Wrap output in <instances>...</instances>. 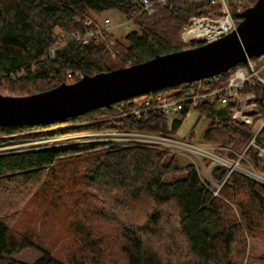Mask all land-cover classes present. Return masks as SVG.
<instances>
[{
    "label": "trees",
    "instance_id": "1",
    "mask_svg": "<svg viewBox=\"0 0 264 264\" xmlns=\"http://www.w3.org/2000/svg\"><path fill=\"white\" fill-rule=\"evenodd\" d=\"M256 2L229 4L237 25L241 22L237 8L243 12ZM110 12L122 14L133 24L134 30L126 35L125 42L108 31L88 44L71 40L73 35H85L101 26L96 17ZM226 15L222 3L202 0H176L172 8L156 5L150 15L141 13L132 0H0V94L32 96L63 83H76L78 76L108 73L195 48L200 44L186 46L180 41L181 33L185 41L190 40L188 29L183 31L190 19ZM88 19L93 21V27L85 25ZM57 28L67 40L56 36ZM111 46L115 58L111 56ZM53 48L58 50L51 57ZM3 83L8 87L3 88ZM248 93L256 95L257 111L251 115L256 123L264 119V87L247 88L245 94ZM198 111L211 118L204 134L205 143L228 148L232 160L243 154L256 169L264 171L258 150L252 145L254 140L257 147L264 148V129L255 137L252 128L232 123L231 110ZM129 112L130 106L119 102L62 122L0 127V146L16 140L90 131L153 133L176 138L190 110H184L180 119L173 121L163 115L137 120ZM65 123L74 127L55 131ZM193 139L191 136L189 140ZM219 153L224 155L223 151ZM80 162L88 166L82 170ZM47 169L56 174H61V169L70 178L65 184L55 178L48 186L54 193L59 192L57 196L74 197L62 206L74 221L72 235L82 239L80 252L72 260L57 257L38 236L19 232L10 223L12 214L25 211L20 213L25 215L34 209L26 211L28 206L20 199L32 190H42L39 196L47 190L46 183L39 181ZM228 174L221 168L214 171L217 184L225 181L216 196L215 189L202 181L195 165L181 167L176 154L138 144L110 142L84 149L2 154L0 264H27L13 258L26 249L41 254L34 264H91L88 258L98 261L90 255L104 253L119 255L125 264H264V256L257 258L247 252L249 240L256 241L264 235V186L244 175ZM45 206L58 210L54 208L56 201Z\"/></svg>",
    "mask_w": 264,
    "mask_h": 264
},
{
    "label": "water",
    "instance_id": "2",
    "mask_svg": "<svg viewBox=\"0 0 264 264\" xmlns=\"http://www.w3.org/2000/svg\"><path fill=\"white\" fill-rule=\"evenodd\" d=\"M237 28L215 41L108 73L82 77L26 97L0 94V127L62 122L121 101L213 78L264 56V0L240 14Z\"/></svg>",
    "mask_w": 264,
    "mask_h": 264
},
{
    "label": "rangeland",
    "instance_id": "3",
    "mask_svg": "<svg viewBox=\"0 0 264 264\" xmlns=\"http://www.w3.org/2000/svg\"><path fill=\"white\" fill-rule=\"evenodd\" d=\"M245 3V0L241 1ZM97 19V23L103 26L104 21H110V27L108 28V32L112 33L114 37L122 42H125V37L128 35L132 30H134L133 24L128 21L122 14L118 12H110L106 13L102 16H99ZM58 30V29H57ZM184 31V29H183ZM189 33V30H188ZM182 35V33H181ZM180 35V41H181ZM187 46V45H186ZM117 61V60H114ZM8 84L3 83V88H7ZM0 93H2L0 91ZM181 115L172 116L169 119L173 121L174 119H180ZM253 119V118H252ZM264 119L259 120L258 122H254V129L258 130ZM232 121V120H231ZM233 123V121H232ZM211 124V118H206L200 115L198 110H191L186 118L184 119L182 126L176 136L173 138L175 140L188 143L192 146H207V147H215L216 152H214L216 158H208L205 161H199L194 155L182 152V153H173L177 155V163L179 166L183 167L188 164H193L198 167L199 175L202 181L206 184L211 186V188L215 189V195L217 196L220 189L222 188L224 182L222 184H217L213 180V173L216 169H224L229 172L228 176L231 173H238L244 175L252 180H254L257 184L264 186V171L260 169H256V167L248 161L243 154L238 155L237 160H232L229 156L230 150L228 148H224L221 146H215L211 144H207L204 142V134L208 130ZM234 124V123H233ZM74 126L72 123H65L63 125L57 126L54 128L55 131H64L72 129ZM253 129V130H254ZM264 129V128H263ZM34 134H41L39 131H32ZM23 137L25 134H22ZM194 137L193 140H189L190 137ZM127 136L121 134L117 131H107L102 133H94V132H81V133H72V134H65L58 137H53L49 139H39V140H16L6 145L0 146V155L2 154H12V153H22L28 151H38V150H49V149H68V148H89L94 144L99 143H127ZM258 150V155L261 158V166L264 164V148H259L254 144H252ZM218 148V149H217ZM262 149V152L261 150ZM219 151H223L224 155L222 156ZM82 154H76V156ZM221 155V157L226 161V163L221 164L220 160L217 158ZM82 157V156H79ZM81 169L84 170L86 165L84 162H80ZM230 165L231 167H229ZM236 169L232 170L233 167ZM196 167V168H197ZM81 172V171H80ZM79 172V175H80ZM56 174V171L53 169H47L45 172H42V176L40 177L39 181L44 184L46 187V191H43V194L39 196V192L42 190H32L31 194L28 195L26 198L22 197L20 199V203L23 205H27L26 211L28 209L33 208L31 211L27 212L25 215L20 213H14L10 217V223L14 226L19 232L25 233L27 232L30 235H35L37 238L41 239V241L47 246L51 252L56 255L57 257L68 261L72 260V256L77 257L80 252L79 246L81 245V240H79V236H75L76 234L73 233L72 229L74 221L68 215V212L63 210V205L66 203H71L74 200V197L71 198L72 194H59L54 193V189L48 186V184L54 180L55 178H59L62 184H65L69 178L68 173L61 172ZM56 176L53 177V175ZM58 176V177H57ZM53 178V179H51ZM48 180V181H47ZM261 180V181H260ZM39 188H42L40 186ZM52 189V190H51ZM49 190V191H48ZM48 191V193H47ZM3 193V191L1 192ZM57 202V206L54 208H58V210L52 211L51 206H45L47 203ZM0 204L1 200H0ZM42 204V205H41ZM63 206V207H62ZM61 208V209H60ZM42 209L41 212H37L38 210ZM6 212H9L5 209ZM47 211V213H45ZM13 213V211H10ZM53 214H50L52 213ZM49 219V220H48ZM48 220V221H47ZM47 222V224H46ZM74 231V229H73ZM32 233V234H31ZM75 234V235H74ZM80 241V243H79ZM81 247V246H80ZM106 247V246H105ZM107 248V247H106ZM106 252L107 249H104ZM253 253V255L257 258L264 256V235L261 236L256 241L249 240V245L247 248V252ZM41 254L34 250V249H26L20 253H17L13 256V258L17 261L24 262L27 264H34L39 258ZM90 257H94L98 262H95L91 258H88L91 261V264H125L119 255L117 254H105L103 256H95L90 255ZM101 261V262H100ZM88 264V261H87Z\"/></svg>",
    "mask_w": 264,
    "mask_h": 264
},
{
    "label": "built area",
    "instance_id": "4",
    "mask_svg": "<svg viewBox=\"0 0 264 264\" xmlns=\"http://www.w3.org/2000/svg\"><path fill=\"white\" fill-rule=\"evenodd\" d=\"M139 7L141 13L152 14L155 6H168L172 8L176 0H132ZM210 1L212 4L222 3L227 11V15L223 18H198L190 19V24L184 27V30H195L198 25L203 26L202 30L207 32V27L217 26L222 22L228 24L224 29L220 30L213 36L203 37L202 39H190L185 41L181 37V43L190 46L194 44H205L215 41L225 35H228L237 28V24L233 20L228 6L230 3L241 2L242 0H202ZM238 13H242L240 7L237 8ZM85 25L93 27L94 23L88 19ZM110 27V21L106 20L103 26L92 28L85 35H73L71 40H79L84 44H88L93 40L99 39L104 31ZM58 29V28H57ZM55 29V34L60 40H67V36L60 29ZM58 49L53 48L51 57L54 56ZM111 56L116 57L113 52V46L109 47ZM71 75L69 76V78ZM81 79V76H78ZM226 78V79H225ZM255 85L264 87V56L259 58L248 59L246 64H241L234 67L226 74L216 76L209 79L186 83L176 87H172L170 91H154L143 94L137 97L121 101L123 106H130L128 115L135 117L137 120H148L151 116L163 115L172 117L179 115L184 110H201L213 109L215 111L231 110V120L239 127L254 129L252 114L257 111L255 104L256 95L254 93L245 94L247 88H252ZM264 121V120H263ZM264 122L258 130L254 129L255 137L263 130ZM127 136L129 144H138L152 148H158L173 153L187 152L194 155L199 161H205L208 158L215 159V147L207 146H192L166 137L160 134L153 133H121ZM254 144V140L252 141ZM218 149V148H217ZM262 152V149H260ZM221 164L226 163L219 155L217 157ZM227 164V163H226ZM197 167V166H196ZM197 170L199 171L198 167Z\"/></svg>",
    "mask_w": 264,
    "mask_h": 264
},
{
    "label": "bare ground",
    "instance_id": "5",
    "mask_svg": "<svg viewBox=\"0 0 264 264\" xmlns=\"http://www.w3.org/2000/svg\"><path fill=\"white\" fill-rule=\"evenodd\" d=\"M227 24L228 23L225 21V22H222L221 24H219L217 26L209 25V27L206 28L207 32H205V30H202L203 26L198 25L195 30H193V31L189 30L188 35H189L190 39H202L203 37H207L210 35L213 36L214 34L218 33L220 30L224 29V27H226ZM228 166L231 167L230 165H228ZM234 169H236L235 166L232 168V170H234ZM262 178H264V177H262Z\"/></svg>",
    "mask_w": 264,
    "mask_h": 264
}]
</instances>
